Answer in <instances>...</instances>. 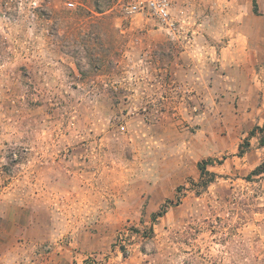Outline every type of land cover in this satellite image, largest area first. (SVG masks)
<instances>
[{"label":"rangeland","instance_id":"1","mask_svg":"<svg viewBox=\"0 0 264 264\" xmlns=\"http://www.w3.org/2000/svg\"><path fill=\"white\" fill-rule=\"evenodd\" d=\"M33 1L0 0V224H37L17 264H264V0H172L175 34Z\"/></svg>","mask_w":264,"mask_h":264},{"label":"built area","instance_id":"2","mask_svg":"<svg viewBox=\"0 0 264 264\" xmlns=\"http://www.w3.org/2000/svg\"><path fill=\"white\" fill-rule=\"evenodd\" d=\"M46 0H42L44 3ZM124 8L129 15L147 14L169 34L178 32V22L172 16V0H123ZM34 7H41L38 0L32 2ZM73 7V4H68Z\"/></svg>","mask_w":264,"mask_h":264},{"label":"crops","instance_id":"3","mask_svg":"<svg viewBox=\"0 0 264 264\" xmlns=\"http://www.w3.org/2000/svg\"><path fill=\"white\" fill-rule=\"evenodd\" d=\"M37 224H24L19 220L13 224H0V264L18 263L22 238L34 239Z\"/></svg>","mask_w":264,"mask_h":264},{"label":"trees","instance_id":"4","mask_svg":"<svg viewBox=\"0 0 264 264\" xmlns=\"http://www.w3.org/2000/svg\"><path fill=\"white\" fill-rule=\"evenodd\" d=\"M253 11L255 14H258V4H257L256 0H253ZM256 131H260V132L264 133V127L263 128H257ZM255 133H256L255 131L252 132V136ZM260 144L262 146H264V138L261 139ZM247 145H248V143H247ZM212 163L213 162L211 160H208V161H204L198 165V168H199L200 173H201V179H200L199 185L202 188H207L216 179V175L209 172V170H208V166L212 165ZM162 215H163V212L156 214V215H154V219H157L158 217H161Z\"/></svg>","mask_w":264,"mask_h":264}]
</instances>
